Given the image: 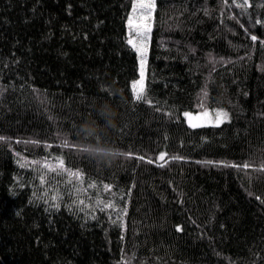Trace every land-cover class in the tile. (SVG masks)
Listing matches in <instances>:
<instances>
[{
    "label": "trees",
    "instance_id": "obj_1",
    "mask_svg": "<svg viewBox=\"0 0 264 264\" xmlns=\"http://www.w3.org/2000/svg\"><path fill=\"white\" fill-rule=\"evenodd\" d=\"M133 2L0 0V264H264V47L250 39L264 27L249 23L264 20V0H249L248 15L233 0H156L151 104L131 91ZM93 99L117 106L106 140L132 154L112 167L77 135ZM220 108L231 119L219 127L182 115ZM57 158L81 180L43 168ZM45 193L60 196L58 210Z\"/></svg>",
    "mask_w": 264,
    "mask_h": 264
},
{
    "label": "snow or ice",
    "instance_id": "obj_2",
    "mask_svg": "<svg viewBox=\"0 0 264 264\" xmlns=\"http://www.w3.org/2000/svg\"><path fill=\"white\" fill-rule=\"evenodd\" d=\"M233 3L235 6L239 9H241V15H248V8L251 6L249 5V0H242V3H237L236 0H233ZM157 3L156 0H134L132 4V15L129 16L128 18V27H129V38L127 40V44L131 46V48L135 51L137 54V59L139 60L140 64V70H139V79L133 80L131 82V91H132V96H133V101L134 102H147L148 104H151L152 101L148 98V95L146 94V88H145V70H146V64H147V57H148V42L150 39V32H151V22L153 19V13L154 10L156 9ZM258 7H264V4L257 5ZM229 19H233V17H229ZM249 23L252 24L253 26L255 25H260L261 27H264V20L257 18L255 20H252L251 17L249 16ZM241 27H244L243 24L240 25ZM247 32L248 30L245 29ZM251 41L255 43H259L262 47H264V39L258 38L257 35L253 34L250 36ZM5 89L0 87V101L3 99ZM35 91V90H33ZM205 96H207V92L204 93ZM203 107V105H202ZM157 111H160L158 108ZM174 109H168V111L165 113L169 118L173 116ZM183 117L186 119L188 126L190 128H197L204 126L205 123H208V117L209 113L207 111L203 112V117L197 116L194 117L190 112H183L182 113ZM211 125L214 127H219L221 124H224L225 122H230V115L227 111H224L223 109H216L212 112L211 114ZM176 121L179 122L180 117L179 115H176ZM0 142H6V138L0 136ZM19 143V141H17ZM33 143H36L33 141ZM64 145L67 146L68 141L64 140L63 141ZM83 151V149H82ZM122 155H124L127 158L131 157L130 152H122ZM166 156H168L167 153L161 152L158 156L159 161H163L164 163H161L159 166L164 167L165 164L168 162L166 160ZM58 162L55 164L45 162L43 164V168L47 169L49 172L55 173L57 176L63 174V173H68L69 180L68 183H72V178L75 177L78 181L81 180L82 174L80 172H73L64 166V161L62 158H57ZM138 160L140 161H145L144 156H138ZM169 159L171 160H182L184 159L181 156H170ZM147 163L151 164L153 161L151 159H148L146 161ZM25 163H28L25 161L24 163L20 164V167L23 168L25 166ZM32 164H37V161H32ZM204 163H212V162H204ZM225 167H228L229 165L225 164ZM232 167H236L235 164L231 165ZM47 173H41L40 174V181L41 183H45V176ZM94 187V185H91ZM82 191L81 189H77L76 192L79 193ZM41 199L44 200L46 204H49V200L52 201H57L56 203H51L49 204V208L53 209H59L60 208V196L57 195H52L51 197H48L47 193L43 197H40ZM259 199V198H258ZM74 204H84L83 200H79L78 195H77V200L73 201ZM261 203H264V200L261 201ZM103 205L101 210L103 211L104 208H109V209H115L116 206L112 202H108L105 204L103 201H97V206ZM88 207H91L89 205ZM48 210V209H46ZM83 208H80V211H83ZM125 214L126 215V210H119L117 214V221L120 220V215ZM95 218V217H93ZM111 219V217H110ZM115 222V221H114ZM178 231L182 229H177ZM122 264H125V262H122Z\"/></svg>",
    "mask_w": 264,
    "mask_h": 264
},
{
    "label": "clouds",
    "instance_id": "obj_3",
    "mask_svg": "<svg viewBox=\"0 0 264 264\" xmlns=\"http://www.w3.org/2000/svg\"><path fill=\"white\" fill-rule=\"evenodd\" d=\"M113 97H124L119 89L110 87ZM92 110L94 115L83 119L78 126L77 135L83 152L98 165L112 167L122 162L125 158L122 150L107 143L108 138L120 127V113L111 100L93 99Z\"/></svg>",
    "mask_w": 264,
    "mask_h": 264
},
{
    "label": "rangeland",
    "instance_id": "obj_4",
    "mask_svg": "<svg viewBox=\"0 0 264 264\" xmlns=\"http://www.w3.org/2000/svg\"><path fill=\"white\" fill-rule=\"evenodd\" d=\"M130 15H132V11H131V14ZM153 17H154V15H153ZM153 20V19H152ZM152 24H153V21L151 22V29L153 28V26H152ZM151 32H152V30H151ZM151 32H150V35H151ZM128 38H129V29H128ZM150 40H151V37H150V39H149V42H148V53H149V43H150ZM147 61H148V57H147ZM146 66H147V64H146ZM139 69H140V67H139ZM146 72H147V69L145 70V77H146ZM139 79V78H138ZM221 109V108H220ZM214 110H216V109H210V110H205V111H207L208 113H209V117H208V123H205L204 125H210L211 123H210V121H211V118H212V116H211V114H212V112L214 111ZM225 111V110H224ZM188 112H190L194 117H197V116H200V117H203V112L204 111H199V112H192V111H188ZM186 120V119H185Z\"/></svg>",
    "mask_w": 264,
    "mask_h": 264
}]
</instances>
